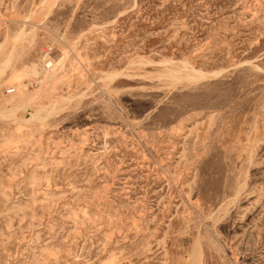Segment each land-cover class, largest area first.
Instances as JSON below:
<instances>
[{"label": "rangeland", "instance_id": "374dc122", "mask_svg": "<svg viewBox=\"0 0 264 264\" xmlns=\"http://www.w3.org/2000/svg\"><path fill=\"white\" fill-rule=\"evenodd\" d=\"M16 92L0 264H264V0H0Z\"/></svg>", "mask_w": 264, "mask_h": 264}, {"label": "bare ground", "instance_id": "6f19581e", "mask_svg": "<svg viewBox=\"0 0 264 264\" xmlns=\"http://www.w3.org/2000/svg\"><path fill=\"white\" fill-rule=\"evenodd\" d=\"M51 64H54L55 61H52L49 59ZM32 76H35L37 74H41V76L45 75L47 72L45 67L36 68L31 67L30 71ZM173 75V74H172ZM173 77H177L175 74ZM31 101V96H23L20 92H16L15 96H11L6 102H3V107L0 108V116H6L9 113H11L16 108L27 105Z\"/></svg>", "mask_w": 264, "mask_h": 264}, {"label": "built area", "instance_id": "2783aa9c", "mask_svg": "<svg viewBox=\"0 0 264 264\" xmlns=\"http://www.w3.org/2000/svg\"><path fill=\"white\" fill-rule=\"evenodd\" d=\"M10 91H11V90H10ZM10 91H9V92H10Z\"/></svg>", "mask_w": 264, "mask_h": 264}]
</instances>
